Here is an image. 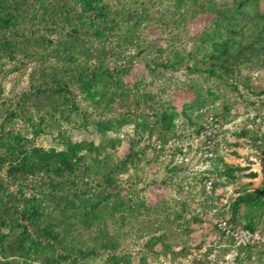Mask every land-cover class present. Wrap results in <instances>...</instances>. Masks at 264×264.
<instances>
[{
  "label": "trees",
  "instance_id": "trees-1",
  "mask_svg": "<svg viewBox=\"0 0 264 264\" xmlns=\"http://www.w3.org/2000/svg\"><path fill=\"white\" fill-rule=\"evenodd\" d=\"M252 1L0 0V264H95L106 255L111 264L129 262L130 240H146L149 251L157 244L174 249L177 239L188 237L192 221L187 199L206 198L196 219L203 218L210 200L217 208L222 198L215 193L226 192L225 185L217 183L207 198L208 176L235 185L245 169L225 163L213 133L210 140L217 146L212 151L202 147L216 155L201 175L202 190H184L187 165L173 167L172 155L161 185L178 189V195L151 207L146 187L140 188L146 182L139 175L145 151L121 156L120 138L106 136L96 146L65 141L63 133L65 151H47L23 141L11 123L19 115L52 127L57 121L87 126L115 117L119 125L135 121L143 134H158L167 145L178 135L174 118L179 112L157 96L134 92L127 76L155 54L147 63L154 74L186 69L227 84L235 79L238 89L237 73L254 62L264 63V33L255 29L223 37L221 32ZM206 12L215 18L200 34L191 35L189 21ZM153 32L166 42L165 48L155 47ZM186 41L192 42L189 52ZM12 75L7 92L5 81ZM26 75L30 87L17 93L16 79ZM202 98L198 93V102ZM187 118L184 126L194 128ZM214 119L219 127L218 114ZM207 126L195 127L196 133ZM250 132L240 134L264 152V133ZM147 147L159 155L165 151ZM236 194L227 203V214H216L230 227L253 233L264 223V179L257 190L243 188ZM172 202L181 212L172 210ZM213 229L222 239L234 240ZM245 252V260H252L253 247L247 245Z\"/></svg>",
  "mask_w": 264,
  "mask_h": 264
},
{
  "label": "rangeland",
  "instance_id": "rangeland-1",
  "mask_svg": "<svg viewBox=\"0 0 264 264\" xmlns=\"http://www.w3.org/2000/svg\"><path fill=\"white\" fill-rule=\"evenodd\" d=\"M155 13V12H154ZM215 18L212 13L206 12L199 16L196 20L189 21L188 30L191 35L200 34L203 29L211 23ZM257 30L258 33H264V0H254L249 3L243 12L229 30H222L223 37L234 36L241 31ZM153 40L155 47H166V42L160 39L158 32H153ZM187 51L191 50L192 42L186 41ZM155 54L143 59L127 76V81L133 91L142 95L149 94L157 96L163 101L170 103L168 106L178 113L174 118L178 135L176 139L168 143L166 151L162 154H155L148 149L149 141L153 139L159 140V135L155 134L150 137L143 134L140 127L133 121L119 125L115 117H110L108 121L93 122L87 126H81L77 123L67 124L56 122L55 127L42 124L30 117L19 115L14 118L11 127L15 129L14 133L19 135L25 142H33L36 147L43 148L47 151L63 152L65 146L60 133H63L65 141L71 140L73 143H86L88 145H100L101 141L106 137L120 138L124 140L122 147L118 150L121 156L129 153V151H145L146 158L141 164L139 175L143 173V181L140 188L145 190V199L149 206L157 205L163 199L175 198L178 192L176 188H165L161 185V181L165 175L166 164H169L171 156H176L172 166L179 165L177 159L182 158L178 151H168L177 149L180 145L188 146L193 151L186 152L189 162L182 164L187 165V170L182 174L183 177H189V181L185 183L184 190L195 194L202 190L201 175L210 169V165L214 163L216 155L213 152L201 151L204 144L197 147L195 151L190 146L191 138L196 133V128L205 127L207 123L213 134L214 141L217 140L220 148V156L224 158L225 163L233 167L245 169L242 173H238L239 179L233 185L235 195L246 188L250 191L257 190L264 179V152L254 147L247 139L241 136L243 130H250V134L256 136V133H264V63L254 62L251 68L241 69L236 76L238 89L232 84L211 79L201 73L188 72L182 69L178 72L158 70L159 73H153L148 64ZM148 63V64H147ZM150 69V70H149ZM14 76L6 79L5 85L7 92L12 88L10 81ZM15 91L22 93L30 87L28 75L23 78L16 79ZM202 93L203 98L198 102L197 94ZM122 111V110H120ZM218 114L219 123L221 125H211L214 122V116ZM186 117H189L191 123L196 127L187 128L184 126ZM187 118V119H189ZM213 118V120H211ZM225 121H224V120ZM141 120H139L140 122ZM210 121V122H209ZM202 132V131H201ZM200 132V133H201ZM199 133V134H200ZM180 135V138L178 136ZM123 136V137H122ZM190 138V139H189ZM216 145V144H215ZM217 146V145H216ZM146 147V148H144ZM264 148V143L262 145ZM147 149V150H146ZM158 157V159H156ZM250 173H257L258 178L251 179ZM158 183V184H157ZM149 187H148V186ZM223 189L216 191L218 198H222L217 208L212 207L210 200L205 206V215L201 219H196L194 214L201 212L200 202L206 200L205 196L199 197L195 202L185 199L186 205L189 207V219L192 221L187 238L177 239L178 245L174 249L167 248L166 245L157 244L151 250L147 251L145 245L146 240H130L128 246L132 252L129 262L120 259L121 264H260L262 260L264 264V244H249L254 249L252 260H245L247 246H239L236 241L230 239H222L220 234L213 229V219L211 214L215 212H225L227 214V203L235 197L223 192ZM207 192V191H206ZM213 195V194H212ZM206 194V197L212 196ZM179 197V196H178ZM175 207L173 211L181 212V206L171 204ZM169 212H173V211ZM208 215V217H206ZM217 215V214H216ZM258 230L264 231V223L260 224ZM248 245V246H249ZM144 251V252H142ZM145 255V260L143 256ZM111 258L106 255L95 264H111Z\"/></svg>",
  "mask_w": 264,
  "mask_h": 264
},
{
  "label": "built area",
  "instance_id": "built-area-1",
  "mask_svg": "<svg viewBox=\"0 0 264 264\" xmlns=\"http://www.w3.org/2000/svg\"><path fill=\"white\" fill-rule=\"evenodd\" d=\"M213 120V118H211ZM213 125V122L212 124ZM218 127V126H216ZM213 129L211 127H207V129L203 132H201L198 135H195L191 138L190 146H193L195 148V151H198L199 148L197 149L198 146L202 144H206L205 147L206 149L213 150L214 148V143L210 140V137H212ZM123 137V136H122ZM190 139V138H189ZM148 144H151V147L154 148L156 151H166V146L163 145V143L160 140L153 139L148 142ZM180 150L177 149H170L168 151H182L180 154L182 158L177 159L179 160L180 164L184 162H189V159L186 157V152L193 151L192 148H189L188 146L185 145H180L178 147ZM202 151V150H201ZM177 156V155H176ZM175 156L174 159L177 157ZM217 183H222L225 185V191L227 192L228 195H235L234 188H233V183H228L224 179L220 180L214 175H209L208 179L205 181V188L208 194L212 195L213 190L216 186ZM236 196V195H235ZM212 219H213V225L216 226L219 230L225 233L226 237H230L234 239L239 246H247L251 243H259V244H264V231L262 230H255L253 233L232 228L228 224V220L226 218H220L218 217L215 212L211 214Z\"/></svg>",
  "mask_w": 264,
  "mask_h": 264
}]
</instances>
